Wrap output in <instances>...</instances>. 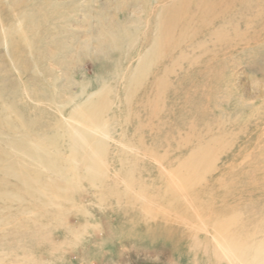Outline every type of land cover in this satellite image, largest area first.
<instances>
[{
  "label": "rangeland",
  "instance_id": "374dc122",
  "mask_svg": "<svg viewBox=\"0 0 264 264\" xmlns=\"http://www.w3.org/2000/svg\"><path fill=\"white\" fill-rule=\"evenodd\" d=\"M0 159V264H264V0H0Z\"/></svg>",
  "mask_w": 264,
  "mask_h": 264
},
{
  "label": "bare ground",
  "instance_id": "6f19581e",
  "mask_svg": "<svg viewBox=\"0 0 264 264\" xmlns=\"http://www.w3.org/2000/svg\"><path fill=\"white\" fill-rule=\"evenodd\" d=\"M157 3V2H156ZM134 68V67H133ZM121 70V69H120ZM144 72V71H143ZM122 75V74H121ZM136 76V75H135ZM117 79V78H116ZM140 81V80H139ZM130 88V87H129ZM105 89V88H104ZM130 91V90H129ZM104 94V93H103ZM82 103V102H81ZM102 103V102H101ZM105 105V104H104ZM9 107V106H8ZM105 107V106H104ZM80 111V110H79ZM84 112V111H83ZM74 118H76V117H74ZM95 125V124H94ZM79 127V126H78ZM67 129V128H66ZM90 130V129H89ZM15 131V130H14ZM30 131V130H29ZM32 131V130H31ZM85 131V130H84ZM11 132V131H10ZM12 133V132H11ZM27 133H28V129H27ZM95 133V132H94ZM96 135V134H95ZM61 136V135H60ZM64 136V135H63ZM28 137V136H27ZM52 137V136H51ZM54 138V137H53ZM63 138V137H62ZM61 138V139H62ZM30 139V138H29ZM59 139H60V137H59ZM15 140V139H14ZM31 140V139H30ZM36 140V139H35ZM55 140V139H54ZM53 140V141H54ZM63 140V139H62ZM61 140V141H62ZM69 140V139H68ZM68 140H67V142H68ZM79 140V139H78ZM14 142V141H13ZM12 142V143H13ZM58 142H59V140H58ZM16 143V142H15ZM63 143V142H62ZM69 143H70V141H69ZM56 145H57V143H55ZM94 144V143H93ZM20 145V144H19ZM18 145V146H19ZM32 145V144H31ZM34 145V144H33ZM50 147H52V146H50ZM80 147V146H79ZM95 147H97L96 145H95ZM101 147V146H100ZM53 148V147H52ZM38 149V148H37ZM54 150V149H53ZM60 150V149H59ZM16 151V150H15ZM37 151V150H36ZM67 151H68V148H67ZM81 151V150H80ZM89 151V150H88ZM77 153V152H76ZM75 153V154H76ZM84 153V152H83ZM104 153V152H103ZM42 154V153H41ZM59 154V153H58ZM105 154V153H104ZM39 155V154H38ZM74 155V154H73ZM77 155V154H76ZM34 156V155H33ZM58 156V155H57ZM79 156V155H78ZM84 156V155H83ZM102 156H104V155H102ZM42 157V156H41ZM59 157V156H58ZM85 157V156H84ZM43 158V157H42ZM60 158V157H59ZM79 158V157H78ZM88 158V157H87ZM93 162H96V158H95V156H93ZM97 159H98V157H97ZM1 160V159H0ZM47 160V159H46ZM46 160H45V162L44 163H46ZM49 160V159H48ZM80 161V160H79ZM19 163H21V162H19ZM48 163V162H47ZM50 163V162H49ZM48 163V164H49ZM24 164V163H23ZM54 164V163H53ZM56 164V163H55ZM43 166H44V164H43ZM50 166V165H49ZM55 166V165H54ZM72 166H73V164H72ZM45 167V166H44ZM43 167V168H44ZM42 168V167H41ZM46 168H47V166H46ZM51 168V167H50ZM52 168H53V166H52ZM60 168H61V165H60ZM59 168V169H60ZM22 169V168H21ZM24 169V168H23ZM49 169V168H48ZM58 169V168H57ZM89 169L90 170H92L93 171V169H92V166H89ZM8 170V169H7ZM49 170H51V169H49ZM54 170V169H53ZM52 171V170H51ZM23 172V171H22ZM96 172V171H95ZM6 173V172H5ZM50 173V172H49ZM52 173V172H51ZM62 173V172H61ZM102 173V172H101ZM7 174V173H6ZM92 174H94V173H92ZM63 175H65V174H63ZM68 175V174H67ZM103 175V174H102ZM105 175V174H104ZM3 176V175H2ZM23 176V175H22ZM26 177V176H25ZM35 179V178H34ZM64 179H66V178H64ZM17 180V179H16ZM78 180V179H77ZM92 180V179H91ZM180 180V179H179ZM39 181H40V179H39ZM53 181V180H52ZM71 181V180H70ZM94 181V180H93ZM22 182V181H21ZM196 182H198V181H196ZM200 182V181H199ZM26 183H28V182H26ZM181 183V182H180ZM221 183V182H220ZM29 184V183H28ZM36 184H37V182H36ZM76 184H78V183H76ZM91 184H92V182H91ZM93 184H94V182H93ZM182 184V183H181ZM196 184V183H195ZM20 185V184H19ZM18 186V185H17ZM38 186H40L39 184H38ZM19 188H20V186H18ZM101 187V186H100ZM191 187V186H190ZM198 187V186H197ZM57 188H58V186H57ZM189 188V187H188ZM224 188V187H223ZM21 189V188H20ZM59 189V188H58ZM192 189V188H191ZM209 189V188H208ZM60 190V189H59ZM114 190V189H113ZM211 190V189H210ZM55 193V192H54ZM183 193V192H182ZM61 195V194H60ZM124 195V194H123ZM63 196V195H62ZM127 197V196H126ZM65 198V197H64ZM67 198V197H66ZM58 199V198H57ZM62 199V198H61ZM70 199H71V197H70ZM127 199V198H126ZM48 201H49V199H47ZM63 200V199H62ZM64 201V200H63ZM69 201V200H68ZM120 204V203H119ZM99 205H100V203H99ZM125 205V204H124ZM51 206H54L53 204H51ZM56 206V205H55ZM123 207V206H122ZM117 208H118V206H117ZM254 208V207H253ZM68 210V209H67ZM70 210V209H69ZM119 210V209H118ZM52 211V210H51ZM70 212V211H69ZM72 213V212H71ZM84 213H85V211H84ZM89 214V213H88ZM42 215V214H41ZM66 215V214H65ZM77 215V214H76ZM193 216V215H192ZM44 218H45V216H44ZM50 218V217H49ZM48 218V220H50ZM53 219V218H52ZM191 220V219H190ZM199 220V219H198ZM79 221V220H78ZM180 221V220H179ZM196 221V220H195ZM200 221V220H199ZM181 222V221H180ZM191 222V221H190ZM176 223H178V221H176ZM214 225V224H213ZM202 227H203V225H201ZM229 226H230V224H229ZM235 226V225H234ZM192 227V226H191ZM206 228V227H205ZM209 228V227H208ZM188 229V228H187ZM191 229V228H190ZM194 229V228H193ZM222 230V229H221ZM200 231V230H199ZM191 232V231H190ZM206 232V231H205ZM218 232H220V231H218ZM197 233H198V231H197ZM197 233H196V235H197ZM184 234V233H183ZM201 234V233H200ZM209 235V234H208ZM213 235V234H212ZM215 235V234H214ZM191 236V235H190ZM193 236V235H192ZM210 236V235H209ZM222 238V237H221ZM258 238H260V240H264V225H262L261 226V228H260V232H259V237ZM193 239V238H192ZM194 239H197V237L196 238H194ZM225 239V238H224ZM223 241V240H222ZM216 242V241H215ZM237 242V241H236ZM198 243V242H197ZM200 243V242H199ZM196 244V243H195ZM232 246V245H231ZM240 246V245H239ZM238 247V246H237ZM202 248V247H201ZM204 248V247H203ZM219 248V247H218ZM205 250H207V249H205ZM223 251V250H222ZM235 251V250H234ZM241 251H243V250H241ZM224 252V251H223ZM223 252H222V254H223ZM245 252V251H244ZM207 253V252H206ZM225 253V255H227V257L229 258V260L230 261H234V258H233V256H232V254L231 253H228V252H224ZM237 253V252H236ZM241 253V252H240ZM255 253V252H254ZM257 253V252H256ZM239 254V253H238ZM250 254V253H249ZM217 256V255H216ZM224 256V255H223ZM240 256V255H239ZM243 256H244V254H243ZM255 257V256H254ZM257 257V256H256ZM236 260H238V259H236ZM229 262V261H228ZM241 262H242V260H241ZM232 264H233V262H232ZM243 264V263H242ZM251 264V263H250Z\"/></svg>",
  "mask_w": 264,
  "mask_h": 264
}]
</instances>
